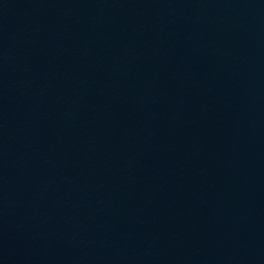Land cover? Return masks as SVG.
<instances>
[{"label": "water", "instance_id": "obj_1", "mask_svg": "<svg viewBox=\"0 0 264 264\" xmlns=\"http://www.w3.org/2000/svg\"><path fill=\"white\" fill-rule=\"evenodd\" d=\"M0 264H264V0H0Z\"/></svg>", "mask_w": 264, "mask_h": 264}]
</instances>
